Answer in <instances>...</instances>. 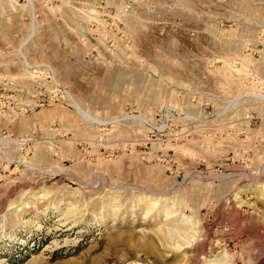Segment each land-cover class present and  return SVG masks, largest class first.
I'll use <instances>...</instances> for the list:
<instances>
[{"label": "rangeland", "instance_id": "1", "mask_svg": "<svg viewBox=\"0 0 264 264\" xmlns=\"http://www.w3.org/2000/svg\"><path fill=\"white\" fill-rule=\"evenodd\" d=\"M0 264H264V0H0Z\"/></svg>", "mask_w": 264, "mask_h": 264}, {"label": "bare ground", "instance_id": "2", "mask_svg": "<svg viewBox=\"0 0 264 264\" xmlns=\"http://www.w3.org/2000/svg\"><path fill=\"white\" fill-rule=\"evenodd\" d=\"M139 119H141V118H139Z\"/></svg>", "mask_w": 264, "mask_h": 264}]
</instances>
